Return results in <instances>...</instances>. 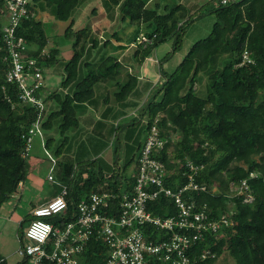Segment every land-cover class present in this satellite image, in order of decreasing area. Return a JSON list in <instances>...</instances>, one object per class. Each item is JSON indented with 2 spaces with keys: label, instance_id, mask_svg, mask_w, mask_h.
Masks as SVG:
<instances>
[{
  "label": "trees",
  "instance_id": "16d2710c",
  "mask_svg": "<svg viewBox=\"0 0 264 264\" xmlns=\"http://www.w3.org/2000/svg\"><path fill=\"white\" fill-rule=\"evenodd\" d=\"M37 1L29 3V16L20 20L16 34L26 42L25 57L36 58L45 71L63 58L57 46L49 48L47 55H40L47 44V35L43 23L34 17ZM43 1L47 7L54 8L56 18L61 21L70 20L80 3V0ZM212 1L215 4L207 12L214 13L216 20L210 33L195 41L170 73L163 70V61L181 46L187 27L199 16L197 10L190 12L181 3L167 7L157 2L148 6L146 0L102 1L112 13L117 8L123 23L135 27L129 43L140 32L155 35L150 45L133 48L132 58L137 66L160 43L172 41V50L158 60L163 80L141 107L140 115L147 117L142 129L135 132L134 118L127 124L113 126L107 134H112L115 151L123 136L135 145L134 150L133 145L128 142L126 145L125 163H130L155 123L160 137L166 140L158 158L164 163L169 185H173L175 178L184 181L179 165L185 159L203 164L197 181L206 184L209 191L216 186L217 191L216 194L204 192L196 198L206 203L214 216L231 211L233 224L220 229L217 236L208 234L196 246V252L209 248L214 255L204 259L191 256V264H214L224 252L234 264H264V0H230L225 4ZM6 23L5 0H0V208L27 178L26 137L34 122L41 123L47 149H51L55 133L61 136L60 143L52 150L59 156L70 140V130L78 128L83 108L95 103L96 84L113 87V99L124 106L135 91L138 78L116 55L108 52L109 48L125 46H114L109 40L103 43L104 51L97 60L83 63V76L79 78V65L86 49L99 48V29L74 27L70 20L59 35L70 42L71 48L59 88L71 87V90L62 93L58 88H41L37 94L44 96L46 109L39 114L35 107L20 102L15 87L5 82L8 62L2 26ZM114 38L121 41L118 36ZM244 50L250 62L241 63ZM221 53H227L228 57L216 61L214 58ZM201 76L207 80L202 92L196 87ZM157 95L160 97L156 99ZM57 164L61 165V181L70 186L72 210L75 202L91 191L103 188L120 191L123 185L132 182V177L117 170V162L113 163L107 180L96 159H81L75 165L67 160ZM250 173L255 176L251 177ZM242 179L252 188L250 203L243 202L240 195H229L230 183ZM105 181L107 184L103 186ZM151 205L160 215H166L165 206L173 210L165 197H159ZM24 221L25 218L21 219L20 225ZM27 224L20 230L19 239ZM104 256L103 244L91 241L81 254V264H104ZM2 264L8 263L4 260Z\"/></svg>",
  "mask_w": 264,
  "mask_h": 264
},
{
  "label": "built area",
  "instance_id": "2783aa9c",
  "mask_svg": "<svg viewBox=\"0 0 264 264\" xmlns=\"http://www.w3.org/2000/svg\"><path fill=\"white\" fill-rule=\"evenodd\" d=\"M230 0H220L225 4ZM31 0H5L7 23L2 26L3 47L8 62L4 79L14 86L20 102L29 104L40 112L45 110L44 67L36 58L25 57L26 42L16 34L20 20L27 18ZM155 35L140 32L130 47H145ZM47 55L44 49L40 55ZM145 60L157 62L151 56ZM250 62L247 51L241 63ZM240 63V64H241ZM156 120V119H155ZM146 122V121H145ZM34 135L42 136L40 121L28 130L26 151L31 148ZM166 140L159 135L155 123L149 128L129 177L132 182L120 191L103 188L91 191L70 208V186L59 182L58 192L44 204L34 207L33 217L19 239L17 254L19 264H81V254L89 242H99L105 247L104 264H191V256L204 259L214 254L209 248L197 253L196 246L208 235H216L223 227L233 224L231 211L214 216L196 197L204 192L216 194V186L197 181L203 164L185 159L179 165L180 176L173 185L166 180L167 171L158 158ZM44 153L51 162L57 160L41 141ZM174 172V171H173ZM172 172V173H173ZM110 173H105V180ZM250 176H255L250 173ZM52 180V175H48ZM106 181L103 186L106 185ZM194 192V193H193ZM252 188L246 179L230 183V194L242 196V201L253 200ZM159 197L168 198L171 208H163L166 215L156 214L151 204ZM5 259L0 257V264Z\"/></svg>",
  "mask_w": 264,
  "mask_h": 264
},
{
  "label": "rangeland",
  "instance_id": "374dc122",
  "mask_svg": "<svg viewBox=\"0 0 264 264\" xmlns=\"http://www.w3.org/2000/svg\"><path fill=\"white\" fill-rule=\"evenodd\" d=\"M184 1L185 2L181 0V4H183L187 8H190L187 1L196 4V7L189 11L193 12L194 10H197L196 12L199 16L187 27L181 46L163 61V64H167L165 68L166 73H170L175 68V62L181 61L194 41L199 38H204L208 35L213 22H215L216 20L214 13L207 12V9L211 7L212 4H215L212 0ZM154 2H157L160 5H167V7H171L175 4L180 3V0H155ZM77 20L78 18L75 20V23L77 22ZM118 22L119 21H117L116 24H113V27L115 25H118ZM54 24L55 23L53 19L45 23L44 26L46 35L51 32ZM56 27L57 26H55L54 28L56 29ZM100 27L101 26H99V28ZM134 30L135 27L123 23V31L127 32L126 35L130 36L134 32ZM98 32L97 35L99 37L100 32ZM54 39L58 42H61L62 44H67L66 47H68L70 50V56V42L64 40L62 36H55ZM123 40L124 42L128 41V39L126 38H123ZM131 49H133V47ZM171 50L172 41L168 39L157 46L155 56H157L158 59H162ZM112 54H114L113 51ZM227 57V53H221L214 59L216 61H219L224 60ZM46 76L49 75L47 74ZM61 77L62 75H53L47 77L45 82L48 84H53L56 83ZM205 81L207 80L203 76H201L200 82H198V84L196 85L198 91L202 92L203 90H205ZM199 87L201 88L199 89ZM74 130H70V132H73ZM73 134L74 135H71V140L69 142L70 150H68L67 152L69 157L67 161H70L75 165V163L81 159H94L97 157L98 162V160L102 157L109 155L110 159L112 160V164L114 162H117V170H120L126 175H130L133 171L135 158L137 155L135 154L134 160H132L130 163H125L128 153L124 149L123 140H121L120 147L115 151L111 133H103L95 136L89 134L87 131H79L73 132ZM174 138L175 137H172L173 140ZM59 139H61V136L58 133L57 135L55 134L51 149L48 148L53 157H55V155L53 154L52 150L58 144ZM26 157L28 169L26 180L20 185L18 191L14 193V195H12L10 200L4 203L0 208V257L4 258L8 264H14L19 260V256L17 254V248L19 246L18 236L20 230L27 224V219L31 217L29 215V212L33 207L42 205L51 197H53L58 192V183L62 182L60 179L61 165L56 164L52 170H49L51 162L47 155L44 153V150L40 145V139L37 135L33 136L31 148ZM59 159L60 158H56L57 161ZM60 161L63 162V159L61 158ZM48 175H52L53 179H48ZM23 218H25L26 221L22 222L20 225V220ZM214 264H234V262L231 257L228 256L226 252H224L216 259Z\"/></svg>",
  "mask_w": 264,
  "mask_h": 264
},
{
  "label": "crops",
  "instance_id": "0c3cea01",
  "mask_svg": "<svg viewBox=\"0 0 264 264\" xmlns=\"http://www.w3.org/2000/svg\"><path fill=\"white\" fill-rule=\"evenodd\" d=\"M102 1L103 0H80V3L76 6V8L74 9L70 17V20H72L74 23V27L89 26L91 28H95V27L99 28V26H101L100 27L101 29L99 28L100 29L99 30L100 32L99 48L93 50L90 47H88L86 49L82 62L79 65L78 76L79 78L83 76V63L87 61L94 62L95 60H97L98 57L101 55V53L104 51L103 43L106 40H109L114 46H118V45L125 46V48L123 49L120 48V49L113 50L112 48H109L108 52L112 53L113 51L114 55H116L122 61L124 67L128 71H132L135 74H137L138 78H137L136 89L128 97V99L126 100V104L122 106L121 104H118L113 99V94H112L113 87H111L108 84H104V83L96 84L95 85V99H96L95 103L87 104L83 108V111L79 115V126L73 132L87 131L89 134H92L95 136H98V134H103V133L107 134L109 133V131H111V128H113V126L115 127V126H119L122 124H127L128 122L132 121V119L134 118H136V123L134 127H135V132H137V130L140 131L142 129L143 124L147 120L146 114H144L143 116L140 115L141 107H143L146 100L153 94L156 87H158L163 80V78L161 77L159 73V67H158L159 59L157 56H155V51L157 47L149 55L152 58L157 59V62H151L148 60H144L140 66H137L135 61L132 58L133 49H131L132 47H130L128 44L129 43L128 41L134 32L130 36L126 35L127 32L123 31V22L120 18L117 8H115L114 12L112 13L111 11H108L103 6ZM146 1H147L146 5L152 6L151 4L154 5L155 0H146ZM183 2L185 1L183 0ZM31 3H32V0H31ZM180 3H182L181 0H180ZM187 3H189L191 10L196 7V4L190 3V1H187ZM34 17L35 19L40 20L43 23V26L49 20L51 19L54 20L55 24L51 32H49L47 35V44L44 47V51L48 52L49 48L57 46L59 49V55L62 56L63 58V60L58 61L55 65L45 69L44 81L46 80L47 77H50L53 75L63 76L64 75L63 66H64L65 61L69 58L70 50L68 47H66L67 44H62L61 42L56 41L54 37L62 35L64 29L66 28L70 20L68 21L58 20L55 16L54 8L47 7L43 0H39L35 3ZM77 18L78 20L75 23V20ZM117 21H119L118 25H115L113 27V24H116ZM55 26H57L56 29L54 28ZM44 29H45V26H44ZM114 33H115V36H113ZM116 36H118L121 39L120 42L114 38ZM123 38L128 39V41L124 42ZM199 39H202V38H199ZM194 43L195 41L192 43V45ZM178 62L179 61L175 62V67L178 65ZM166 66L167 64H162V68L164 71H166L165 69ZM47 74L49 76H46ZM61 78L56 83H53V84H48L45 82V85H46L45 87L58 88L59 91L62 93H66L70 91L71 87L59 88V83L61 81ZM159 97L160 96L157 95L156 99ZM131 128L133 127H130V129ZM73 132H70L69 134L70 140H71V135H74ZM124 133H122V135ZM55 134L57 135V133ZM37 136L40 139V145H41V141H45L46 136L44 135L43 131H42V136H39V135ZM143 137L144 136L142 135L141 140H143ZM122 140L124 143V149L126 151L127 149L126 145H128L127 144L128 139L124 138L123 136ZM69 142L63 149L62 153L59 156H55L57 159L62 158L63 161H66L69 158L67 154L68 150H70ZM59 143H60V139H59L58 144ZM129 144L133 145L131 142ZM132 149L133 150L136 149L135 145H133ZM136 153H137V150H136ZM60 159L58 161H60ZM94 159L97 160V157ZM111 161L112 160L110 159L109 155H106L105 157H102L101 159L98 160V164L101 166L104 173H108L112 169L113 164L111 163Z\"/></svg>",
  "mask_w": 264,
  "mask_h": 264
}]
</instances>
